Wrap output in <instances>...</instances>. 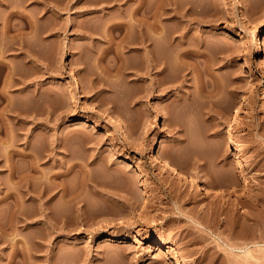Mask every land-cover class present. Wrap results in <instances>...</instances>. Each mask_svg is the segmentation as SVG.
<instances>
[{
	"label": "rangeland",
	"instance_id": "1",
	"mask_svg": "<svg viewBox=\"0 0 264 264\" xmlns=\"http://www.w3.org/2000/svg\"><path fill=\"white\" fill-rule=\"evenodd\" d=\"M140 1L0 4V46L27 16L1 55L0 264H264V0ZM135 6L162 70L124 44Z\"/></svg>",
	"mask_w": 264,
	"mask_h": 264
},
{
	"label": "bare ground",
	"instance_id": "2",
	"mask_svg": "<svg viewBox=\"0 0 264 264\" xmlns=\"http://www.w3.org/2000/svg\"><path fill=\"white\" fill-rule=\"evenodd\" d=\"M6 2H4V1H0V4H2V5H4L5 7H7V0H5ZM45 1V0H44ZM55 1V0H54ZM95 1V0H94ZM97 1V0H96ZM137 1H139V0H137ZM35 2L36 3H39L40 2V0H35ZM53 2V1H52ZM140 2H142V0L140 1ZM57 3V2H56ZM135 3V2H134ZM133 3V4H134ZM253 3H254V1H253ZM256 3V2H255ZM254 3V4H255ZM8 4H9V1H8ZM54 4V3H53ZM127 4V3H126ZM136 4H138V3H136ZM135 5V4H134ZM140 5V4H139ZM137 6V5H136ZM135 6V8L133 9V13H132V11H130V9H125L124 10V13L126 14V15H128L127 17H129L128 19H124V21H122V22H120V27L124 30V44L126 45L127 44V46L128 45H134V47L133 48H135V49H137V50H141V49H143L144 50V55H145V57H144V59H145V63H147L146 64V66L147 65H151V66H155L156 67V65H159L158 67L161 69V67H162V64H163V62L161 61V58L160 57H157V55L155 56L154 54H155V52L156 51H158V48H157V50L154 52V54H153V42H155V45H156V47H157V45H158V43L156 44V42L160 39L161 40V38H160V36H158L159 37V39H157V41H155L156 40V32H151L152 30L154 31V29L156 30L157 28L158 29H160V25L162 24H160L157 20L158 19H156L155 17H156V14L154 15V16H152V18H143V19H141V17L139 18V17H136L135 16V13H139V11H138V9H139V7H136ZM14 7V6H13ZM12 7V8H13ZM124 7V6H123ZM41 8V7H40ZM129 8V7H128ZM159 8V7H158ZM8 9V8H7ZM11 9V8H10ZM9 9V10H10ZM124 9V8H123ZM160 9V8H159ZM129 10V11H128ZM139 10H141V8L139 9ZM161 10V9H160ZM7 11V10H6ZM41 11V10H40ZM8 12V11H7ZM157 12H158V10H157ZM169 12V11H168ZM15 14L16 13V15H19L20 17H23V16H25V17H27L26 16V13L24 14V11L23 10H21V9H16L15 10V8H14V11H10V12H8L7 14V17L3 20L4 21V23H3V26L2 27H4L5 28V34H6V37L5 38H7V40H5V42L3 43V46H0V72L3 70V69H5V68H10L9 67V64H8V61L6 60L5 61V58H4V60H3V58L1 57V55H2V53H4L6 50H9L10 48L12 49L13 48V43L11 42V40H12V38H11V34H9V31H10V25H9V22H8V18H9V16L11 15L12 16V14ZM38 13H39V11H38ZM154 13H156V11L154 12ZM167 13V12H166ZM13 14V15H14ZM152 14V13H151ZM159 14V13H158ZM158 14H157V16H158ZM34 15V14H33ZM32 15V16H33ZM125 15V16H126ZM182 15V14H181ZM31 16V17H32ZM35 16V15H34ZM37 17H36V21H37V19H38V22H39V17H41V16H38V15H36ZM149 16V15H148ZM181 17V16H180ZM179 17V18H180ZM30 18V17H29ZM31 20V19H30ZM33 20V19H32ZM2 21V22H3ZM160 21H161V19H160ZM35 22V21H34ZM36 24H37V22H35ZM34 23V24H35ZM117 23V22H116ZM119 23V22H118ZM36 24H35V26H36ZM41 24V23H40ZM160 24V25H159ZM163 25H164V23H163ZM34 26V25H33ZM38 26H40V25H38ZM163 27V26H162ZM32 28V27H31ZM38 29V28H37ZM162 29H164V28H162ZM30 30V29H29ZM32 30V29H31ZM33 30H34V28H33ZM38 31V30H37ZM162 31V30H161ZM27 32V31H26ZM158 32V31H157ZM166 32V31H165ZM183 32V31H182ZM24 33H25V31L23 30V28H20V29H18V32H17V34H18V36H19V40H20V38L22 39V41L24 40L22 37L23 36H25L24 35ZM34 33H35V30H34ZM33 34V33H32ZM158 34H159V32H158ZM161 34V33H160ZM163 34H164V32H163ZM166 34V33H165ZM164 34V35H165ZM168 34H169V36H168ZM167 34V36H166V39H165V41L166 40H169L170 38H167V37H170V33H168ZM162 35V34H161ZM182 34H180V38L178 39V42L180 43V44H182V42H181V40L183 39L182 38V36H181ZM120 39H122V37L120 38ZM171 40V39H170ZM122 41V40H121ZM172 41V40H171ZM177 41V40H176ZM119 42H120V40H119ZM163 42H164V39H163ZM169 42V41H168ZM175 42V41H174ZM19 43H20V41H19ZM121 43V42H120ZM123 43V42H122ZM164 43H166V42H164ZM24 44V43H23ZM161 44V43H160ZM21 45V44H20ZM124 45V46H125ZM165 45H167V43L165 44ZM176 45H177V43H176ZM22 46V45H21ZM159 46V45H158ZM168 46V45H167ZM174 46H175V44H174ZM178 46H179V44H178ZM23 47V46H22ZM173 47V46H172ZM20 48V47H19ZM119 48V47H118ZM170 48V47H169ZM168 48V49H169ZM124 49V48H123ZM159 49H160V46H159ZM162 49H163V47H162ZM161 49V50H162ZM167 49V48H166ZM171 49V48H170ZM180 50V49H179ZM183 50V49H182ZM184 50H185V47H184ZM183 50V55L185 54L184 52H186V50L184 51ZM192 50V49H191ZM135 51V50H134ZM163 51H165L164 49H163ZM193 51V50H192ZM190 52V51H189ZM156 53H158V52H156ZM179 53H182V52H179ZM143 54V53H142ZM160 55H158V56H161L162 57V55H161V52L159 53ZM162 54H163V52H162ZM186 54H188L187 52H186ZM185 54V55H186ZM165 55V54H164ZM177 55H178V53H177ZM182 55V54H181ZM181 55H180V57H181ZM189 55V54H188ZM3 56H5V55H3ZM179 56V55H178ZM163 58V57H162ZM179 58V57H178ZM182 59V58H181ZM162 60H166V58H163ZM165 62H168L167 60L166 61H164V63ZM162 63V64H161ZM169 63V62H168ZM164 66V69H166L165 67H167L168 65L167 64H164L163 65ZM171 66V65H170ZM148 67V66H147ZM162 70V69H161ZM164 71V70H163ZM1 75V74H0ZM10 76V75H9ZM9 76H7V75H5V77L3 78V81H5V83L3 82V84H5L6 85V83H7V85H8V82H12V81H9ZM73 77V76H72ZM75 77H73V79H74ZM12 79V78H11ZM76 79H78V78H76ZM9 83V84H10ZM81 83H79V80H76V82L75 83H70L69 85H68V88H70V89H75V90H79V88H80V85ZM9 86V85H8ZM6 87V86H5ZM7 88V87H6ZM5 88V89H6ZM3 91H4V89H3ZM90 105H89V110L90 111H92V112H97V108L94 106V104H92V103H89ZM240 107H238V109H235V111H234V115L232 116V117H236V116H239L238 114H239V109ZM233 119H235V118H233ZM75 121H78L77 119H75ZM234 128V126H233V124H230V129H233ZM238 151H239V153H240V150L238 149ZM11 156V155H10ZM157 157H158V160H160L161 162H162V164L164 165V166H166V167H169V168H173L174 170H178V171H180V172H182L184 175H187V176H189V177H191V179H193L192 178V173H190V171H188L187 169L185 170V168H182L181 166H179L178 164H176L175 162H172L171 160H169V158H165V157H160V156H158V155H156ZM11 168V167H10ZM10 171L12 172L13 170H11L10 169ZM14 173V172H13ZM12 175V174H11ZM19 175V174H18ZM17 175V176H18ZM21 175V174H20ZM14 176V175H13ZM25 176V175H24ZM15 177H16V175H15ZM19 177V176H18ZM24 178V177H23ZM21 179H22V176H21ZM25 179V178H24ZM19 180H20V178H19ZM29 180V179H28ZM17 182V181H16ZM21 182H23V179L20 181V183ZM24 182L25 183H27V181L26 180H24ZM32 183V182H31ZM202 184H201V188H204V190H205V192H206V194H208V193H211L212 192V190H211V188H210V186H214L215 184H213V182H210V181H207L206 182V184L204 183V182H201ZM20 184L18 183V186H19ZM21 185H23V183H21ZM20 185V186H21ZM26 185V184H25ZM36 187V186H35ZM18 189V188H17ZM23 189V188H22ZM27 189H28V187H27ZM28 190H30V189H28ZM13 191V190H12ZM15 191V190H14ZM18 191V190H17ZM21 191V190H20ZM24 191V190H23ZM22 191V192H23ZM26 192H27V190H25ZM31 191H33V190H30V192ZM11 192V191H10ZM16 192V191H15ZM14 192V193H15ZM29 191H28V193H30ZM12 193V192H11ZM13 193V194H14ZM25 193V192H24ZM27 193V194H28ZM37 193H38V191H37ZM16 196H18V194L16 193L15 194ZM19 195H20V193H19ZM32 195V194H31ZM27 196V195H26ZM29 196V195H28ZM39 196V195H38ZM38 196H37V198H38ZM23 197V196H19V199H21V198ZM36 199V198H35ZM22 200H24L23 198H22ZM21 200V201H22ZM15 201H18L17 199L15 200ZM21 205V204H20ZM11 225V224H10ZM14 225V224H13ZM14 227V226H13ZM16 227V229L17 228H19V227H17V226H15ZM15 227L12 229V227L10 226V229H8L9 231H12V230H14L15 229ZM21 228V227H20ZM0 229H2V228H0ZM4 229V228H3ZM15 229V230H16ZM5 231V230H4ZM7 231V230H6ZM5 231V232H6ZM17 232L19 231V229H17L16 230ZM20 232H21V230H20ZM0 233H1V230H0ZM2 233H4V232H2ZM10 234H11V232H10ZM12 234H14L13 233V231H12ZM113 237H115V236H113ZM128 238H133L134 239V242H136L138 245H142L143 244V241H142V239L139 237V235L137 234V232H134V231H132V232H130V234H128V236H127ZM112 239V237H106V240H111ZM105 240V241H106ZM159 243V242H158ZM28 247V246H27ZM30 248V247H29ZM146 248H147V251H152V250H154L155 248L156 249H159V250H162L163 249V246H162V244H159V246H157V247H155L154 246V243L153 242H151V241H147L146 242ZM26 251H27V249H26ZM30 251V250H29ZM32 251V250H31ZM23 253H24V251H23ZM30 254V253H29ZM25 255V254H24ZM31 257V256H30Z\"/></svg>",
	"mask_w": 264,
	"mask_h": 264
}]
</instances>
